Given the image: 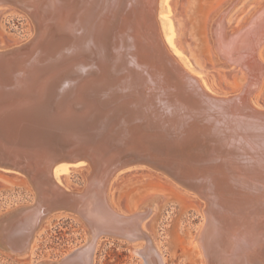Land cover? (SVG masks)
<instances>
[{"label":"bare ground","instance_id":"1","mask_svg":"<svg viewBox=\"0 0 264 264\" xmlns=\"http://www.w3.org/2000/svg\"><path fill=\"white\" fill-rule=\"evenodd\" d=\"M160 1L0 0L35 27L28 40L0 46L1 55L9 50L0 56V165L29 170L33 193L30 205L0 216V245L10 255L25 254L43 220L66 210L84 224L85 244L61 262L38 264H92L103 235L143 240L134 249L141 263L165 264L141 228L150 200L131 213L108 202L114 175L141 159L204 201L194 239L204 264H264V107L253 102L264 75V0H252L236 26L227 17L238 0L208 17L217 63L246 72L229 94L180 62L171 25L164 36L159 29ZM160 10L169 12L166 4ZM191 145L195 157L185 152ZM81 161L90 165L84 186H63V163Z\"/></svg>","mask_w":264,"mask_h":264},{"label":"rangeland","instance_id":"2","mask_svg":"<svg viewBox=\"0 0 264 264\" xmlns=\"http://www.w3.org/2000/svg\"><path fill=\"white\" fill-rule=\"evenodd\" d=\"M223 1L161 0L157 3V21L163 36L171 25L175 41L183 48L180 62L204 77L214 92L229 94L236 92L245 82L246 72L239 66L226 68L213 60L207 20ZM251 1L238 0L228 14L227 22L236 26L255 6ZM165 4L169 12L159 13ZM242 10L244 12L240 14ZM32 33V23L25 13L13 6L0 4V46L24 42ZM258 56L264 63V41L258 48ZM196 65L202 73L194 69ZM253 100L256 105L264 107V75ZM76 163L64 162L67 169L57 172L58 181L75 190L84 186V173L90 168L86 162ZM117 173L109 184V204L117 211L131 213L144 201L148 205L146 202L150 200L151 213L141 228L150 235L164 263L204 264L198 242L194 240L203 222L200 212L202 201L146 166H130ZM155 194L158 195L151 196ZM32 202L33 193L25 176L0 168V216ZM34 235L29 250L23 255H10L0 246V264H38L61 260L85 244L87 230L73 212L56 210L43 220ZM144 243L143 240L130 243L115 236L103 235L98 241L92 264H142L134 249Z\"/></svg>","mask_w":264,"mask_h":264},{"label":"water","instance_id":"3","mask_svg":"<svg viewBox=\"0 0 264 264\" xmlns=\"http://www.w3.org/2000/svg\"><path fill=\"white\" fill-rule=\"evenodd\" d=\"M10 6H12V5H10ZM32 23V22H31ZM32 28H33V34L35 33V27H34V24L32 23ZM209 42H211V39H210V36H209ZM5 52H7V53H5ZM9 50H6V51H4V55H1L0 54V56L1 57H8L9 56ZM213 54H214V57H213V60L215 61V62H218V57H217V54L213 51ZM15 102V99L14 98H11V99H9L8 101H6L5 103H6V105H5V103L1 106V113L4 111V109H5V106H9V105H11V104H13ZM194 145V144H193ZM193 145H191V146H187L186 147V149H185V152L186 153H188V154H190V155H192V156H194L195 157V155L192 153L193 151H194V149H193ZM198 153H200V152H197L196 153V157H197V155H199ZM5 157H6V159L7 160H9V157H11V156H9V154L8 155H5ZM141 159H139V161H133V163H126L125 165H123L122 167H121V169L120 170H122V169H125V168H127V167H130V166H146V167H148V168H150L151 170H153L154 172H157L160 176H163V177H165V178H167L170 182H172V183H174V184H176V185H178L180 188H183L184 190H187V191H189V192H192L193 194H195L196 196H197V198L199 199V200H201L202 201V203L200 204V206H201V208H202V206H203V203H204V201L199 197V195H197V193L195 192V191H193V190H191V189H189V188H187L185 185H183V183L178 179V178H176L174 175H172L171 173H168L167 171H165L164 169H162V168H160V167H157L156 165H153V164H148V163H146V162H143V161H140ZM81 162H84V161H81ZM136 162V163H135ZM142 162V163H141ZM87 163V162H86ZM88 164V163H87ZM89 165V164H88ZM90 166V165H89ZM0 168L1 169H10V170H13V171H15L14 169H12V168H9V167H4V166H2V165H0ZM26 170V171H25ZM24 171H25V173L27 174V176L26 175H24L25 176V178H26V180H27V182H28V184H29V186H30V180H31V177H32V175H31V172L29 171V170H27V169H25ZM119 170V171H120ZM118 171V172H119ZM19 172V171H18ZM21 173V172H20ZM22 174V173H21ZM85 174V173H84ZM158 194H155V195H151V196H157ZM56 211V210H55ZM1 246V245H0ZM2 247V246H1ZM3 248V247H2ZM62 260H58V261H56V262H61ZM55 262V261H54Z\"/></svg>","mask_w":264,"mask_h":264}]
</instances>
